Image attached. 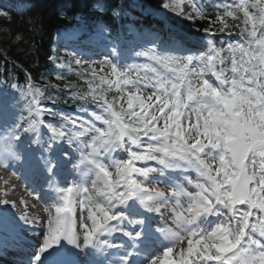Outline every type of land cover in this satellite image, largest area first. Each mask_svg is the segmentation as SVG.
Listing matches in <instances>:
<instances>
[{
	"label": "snow or ice",
	"instance_id": "1",
	"mask_svg": "<svg viewBox=\"0 0 264 264\" xmlns=\"http://www.w3.org/2000/svg\"><path fill=\"white\" fill-rule=\"evenodd\" d=\"M94 9L126 15L105 0ZM168 13L207 22L202 37L191 43ZM156 14L159 30L126 52L117 33L98 67L86 48L49 55L63 84L29 74L0 89V166L45 201L30 211L0 190V220L33 228L24 264H264V0H161ZM64 89L82 102L76 113L44 103Z\"/></svg>",
	"mask_w": 264,
	"mask_h": 264
},
{
	"label": "trees",
	"instance_id": "2",
	"mask_svg": "<svg viewBox=\"0 0 264 264\" xmlns=\"http://www.w3.org/2000/svg\"><path fill=\"white\" fill-rule=\"evenodd\" d=\"M34 5L32 11L24 14H11V21L6 18H0V51L7 50V62L0 55V83L4 86L8 85L9 80L12 82L24 81L30 74L33 81L38 85L46 83L41 79L42 75L51 80L52 83L63 84V81L55 79V72L52 63L48 60L49 52V36L51 31L56 28L59 23L62 26L81 25L87 21L92 15L96 14L92 9L93 3L97 0H30ZM142 5H151L160 7L161 0H139ZM105 3L111 5L113 3L123 4L127 9L131 0H105ZM63 10L64 16H60L59 12ZM209 14L213 12L208 11ZM103 19L107 22V26L113 31L115 20L111 17L110 12L103 14ZM189 28L196 30L207 26V22H198L195 25L187 22ZM55 29V30H56ZM20 33L24 36L26 42L14 44L12 41L16 34ZM16 62L18 68L12 69L11 63ZM76 69L77 67H73ZM79 70V69H78ZM26 73V76L24 75ZM66 79L74 83L82 85L86 89L83 80H80L75 72L64 73ZM53 95L54 90H50ZM58 100H68L69 94L59 93ZM50 102V101H45Z\"/></svg>",
	"mask_w": 264,
	"mask_h": 264
},
{
	"label": "bare ground",
	"instance_id": "3",
	"mask_svg": "<svg viewBox=\"0 0 264 264\" xmlns=\"http://www.w3.org/2000/svg\"><path fill=\"white\" fill-rule=\"evenodd\" d=\"M28 4H31L30 0H0V7H4L6 9H8L10 11V15L12 14L11 9L24 14L27 13L28 11H32V9H34V5L31 4L30 8L25 9L24 7ZM11 8V9H10ZM56 28H54L49 36L50 42L51 43L53 36L56 34L57 31L59 30H63L64 26H62L60 23L58 25H56ZM56 29V30H55ZM11 68L12 69H16L18 68V65L16 62H12L11 63ZM15 166L12 167H7L5 168L4 166H0V190L4 189L7 187L8 192H9V198L10 199H15L17 201L23 199L25 200L28 205L33 206L34 205V201L31 197H29L28 195H26L23 190L20 188V183H18V179H17V171L14 169ZM15 170V171H14ZM16 172L15 176L13 175ZM21 177V176H20ZM5 182H7V184H5ZM35 206V205H34ZM24 205L21 204L20 208L23 209ZM30 211H35V212H43L42 210H40V208H38V206H35L34 208H30ZM15 211V210H13ZM19 213H16V215H18ZM3 222V221H2ZM3 227H8V226H12V230H17L18 227L20 228H24L27 229L28 231L33 233V228L29 227V226H25L22 224V222L16 220L15 223H5L3 222ZM18 225V226H17ZM4 228L0 227V230H2ZM32 242L29 241L28 243V251L30 250V245Z\"/></svg>",
	"mask_w": 264,
	"mask_h": 264
},
{
	"label": "rangeland",
	"instance_id": "4",
	"mask_svg": "<svg viewBox=\"0 0 264 264\" xmlns=\"http://www.w3.org/2000/svg\"><path fill=\"white\" fill-rule=\"evenodd\" d=\"M64 38H68V36H67V37H64ZM83 59H84V60H89V58H87V57H85V56H83ZM91 62H95V64H96L97 67H98L99 64H100V62H99V63H96V61H91ZM101 62H102V61H101ZM128 62H132V61L129 60Z\"/></svg>",
	"mask_w": 264,
	"mask_h": 264
}]
</instances>
